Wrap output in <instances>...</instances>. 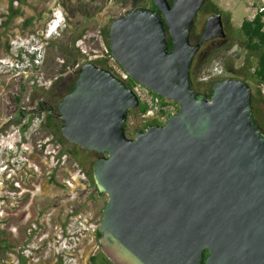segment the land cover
Here are the masks:
<instances>
[{"label": "water", "instance_id": "95a60500", "mask_svg": "<svg viewBox=\"0 0 264 264\" xmlns=\"http://www.w3.org/2000/svg\"><path fill=\"white\" fill-rule=\"evenodd\" d=\"M152 1L157 9L136 6L111 22L109 48L134 79L178 102L177 113L129 137L140 101L93 61L58 105L65 138L100 154L94 180L109 196L101 250L114 264H264V127L253 88L223 77L209 96L191 83L201 43L225 34L222 14L193 44L206 0Z\"/></svg>", "mask_w": 264, "mask_h": 264}, {"label": "rangeland", "instance_id": "374dc122", "mask_svg": "<svg viewBox=\"0 0 264 264\" xmlns=\"http://www.w3.org/2000/svg\"><path fill=\"white\" fill-rule=\"evenodd\" d=\"M215 1L231 15L236 30L244 19L252 18L264 5V0ZM132 8L129 0H28L15 8L22 14L13 19L11 29L14 30L1 43L4 54L11 40H35L40 43L41 60L38 67L25 72L0 73V264H17L19 256L29 262L33 261L32 258L38 261L49 259L51 253L57 256V232L68 225L71 216L76 218V224L82 221L87 227L90 223L96 224L97 228L100 226L109 196L100 193L96 183L71 154H61L64 145L42 127L45 113L39 112L37 105L45 98L44 91L58 77L62 78L59 87L75 79L79 67L73 61H67V53L79 48L85 55L78 61L81 65L100 60L103 48L108 47L103 30ZM6 14L2 10L1 15ZM62 14L61 29L47 38L49 24ZM1 19L4 20L5 16ZM83 30L82 38L73 44V38ZM246 55L244 47L235 41L206 69L217 63L227 68L228 60H233L239 67ZM89 57L92 59L86 60ZM62 70L65 72L61 73ZM229 77L236 76L231 71ZM62 96L59 95L58 100ZM29 122V127L22 131L23 124ZM127 134L135 137L131 129H127ZM53 173L64 186L50 183ZM33 225L37 229L30 235L29 228ZM45 234L49 236L48 245L47 241H41ZM88 237L80 250V260L84 263L90 255L101 250L97 236L95 241L90 239L91 242ZM32 245L40 248L32 254L26 251L30 256L27 257L23 251ZM44 249L48 253H43Z\"/></svg>", "mask_w": 264, "mask_h": 264}, {"label": "trees", "instance_id": "16d2710c", "mask_svg": "<svg viewBox=\"0 0 264 264\" xmlns=\"http://www.w3.org/2000/svg\"><path fill=\"white\" fill-rule=\"evenodd\" d=\"M18 1L22 4L27 3V0H18ZM118 1H126V0H118ZM129 1H131L133 7L147 6L153 9H157L156 5L152 0H129ZM9 2L10 4H9L8 13L6 15H1V16H5L3 23L0 25L1 27L3 26L6 27L5 34L10 28V23L13 21V19L16 16L22 14L21 10L15 9L14 7L15 0H9ZM211 5L215 10H219V6L217 3L211 2ZM228 18H231L230 14H228ZM84 32L85 31L83 30L80 34H78L73 38V44H75L77 40L82 38ZM102 35L104 41L106 42L109 48V41H110L109 28H105L103 30ZM168 41L171 51L173 49V43L169 34H168ZM235 41H239L241 46H243L244 49L246 50L247 52L246 58L243 64L240 65L239 67L235 66L233 60H228L226 62V66L230 71L234 73V76L248 81L249 83H251V85L253 83L254 109L261 125L264 127V5H262L258 9L257 13L252 18L244 19L239 29L237 30L234 29V34L226 45L222 46L219 44H214V45L210 44L207 47H203V49L196 54L191 69L192 87L197 91L207 93L209 96H211L213 84L217 79L207 82L201 79L202 74L204 73L206 67L209 64H211L215 58L219 57L220 54L226 48L231 47ZM9 47L10 45L6 46V51L9 50ZM67 55H68L67 61H73V63L75 64H78L79 59L85 56L84 53H82V51L79 48H77L75 51L71 49L67 53ZM94 62L100 65L101 67L110 69V67L107 64V59L102 58L100 60H95ZM81 67L82 65H80L79 68L77 69L76 71L77 75L75 79L66 82L64 86L61 85V87H59L61 84L60 80L62 78L58 77L53 82V85L48 90L44 91L45 98L41 99L38 102L37 110L38 111L42 110L45 112V116L42 122V127L48 130L50 133H52L55 137H57V140L64 145V149L61 152V154H71L75 158L77 163L81 166V168L84 170V173L87 176H89V178L95 184L93 168L95 161L100 156V154L96 151H90L79 145L69 142L65 138L61 130L64 121L62 119L57 118L53 113H51L50 111L51 107L48 106V103L53 100L56 101L59 95H63L62 96L63 98L67 93L74 90L76 86V80L81 72ZM63 72L65 71L62 70L61 73ZM143 110L144 108L142 106L138 108H132L129 110L128 117L136 116L139 112ZM20 112L21 114H23L24 110L21 109ZM30 122L22 126V131H25L29 127ZM50 183L53 184L54 186H64L62 183L56 180L54 173L50 177ZM96 236L99 240L101 233L98 228L96 229ZM6 246L8 245L6 244ZM90 260L92 262H95L96 264H98V262H102L103 264H114L102 250H100L95 255H92L90 257ZM20 264H26L25 257H21Z\"/></svg>", "mask_w": 264, "mask_h": 264}, {"label": "built area", "instance_id": "2783aa9c", "mask_svg": "<svg viewBox=\"0 0 264 264\" xmlns=\"http://www.w3.org/2000/svg\"><path fill=\"white\" fill-rule=\"evenodd\" d=\"M59 22V19L56 18L52 21V24H49L47 38H50L53 32L61 29ZM40 51V43H37L35 40L32 42L11 40L9 50L6 54L0 57V73L13 70L16 71V73L20 71L25 72L29 68L38 67L41 60ZM102 58L107 59V64L112 73L132 88L140 101V106L144 108V110L139 112L136 116L128 117L126 129H131L133 133H136L139 129H145L148 123L156 122L159 124H165L171 115L177 113L180 108L178 102L155 93L149 87L134 79L129 72L119 64L111 53L110 48H103L101 59ZM91 59L92 57H89L86 60ZM80 65L81 64L78 63L76 67L78 68ZM230 75L231 71L229 69L224 65L217 63L214 66L207 68L201 79L208 82L214 79L229 77ZM25 124L27 123H24L23 125ZM36 229V225L30 227L29 234L33 235ZM96 229L97 226L94 223H90L88 227L85 226L82 221H80L79 224H76V218L74 219V217L71 216L68 225L60 228L57 232L56 241L58 242L59 248L57 251L81 250V245L88 235L90 236V238L88 237L89 242H91L90 239L95 241ZM88 230H91L92 233L88 234ZM48 239V234H45L41 241L43 243L47 241L46 244L48 245L50 244ZM39 248V246L32 245L23 252H25L24 254H26L27 257H30L26 251H30L32 254L35 249ZM32 260H34V258H32Z\"/></svg>", "mask_w": 264, "mask_h": 264}, {"label": "flooded vegetation", "instance_id": "af4514ba", "mask_svg": "<svg viewBox=\"0 0 264 264\" xmlns=\"http://www.w3.org/2000/svg\"><path fill=\"white\" fill-rule=\"evenodd\" d=\"M170 2V4L173 3V0H168ZM211 2H215V0H206L204 2V4L202 5V7L200 8V10L198 11L195 19H194V23L192 26V30H191V42L193 44H198L202 38V35L206 29V25L208 22V19L210 16H212L213 14L216 13H221L222 14V22H223V28H224V36L221 35H217L203 43H201L200 45V49L198 50L197 53H199V51H201L203 49V47H207L210 44L214 45V44H219V45H226L229 40L232 38L233 34H234V29H233V25H232V19L228 18V14L226 11H224L219 5V10H215L212 5ZM253 88V86H252ZM253 96H254V90H253ZM60 100V99H59ZM62 100V99H61ZM60 100V101H61ZM58 99L53 100L51 102L48 103V106L51 107V113H53L57 118L61 119L58 116L59 113V109H58V105L59 102ZM39 112H43L42 110H39ZM256 113V112H255ZM257 116V115H256ZM258 118V117H257ZM47 252L48 250H43V253ZM51 252V251H50ZM96 253L92 254L95 255ZM90 255V257L92 256ZM208 255V254H207ZM55 256L56 258L53 259L51 257ZM21 257L23 256H19V260L17 261V264L21 263ZM89 259L84 263L81 262L80 260V250H61L58 251V255L56 256V253L50 254V258L49 259H45L42 261H38V260H33V261H28L26 260V264H96L95 262H92ZM98 264H103L102 262H98Z\"/></svg>", "mask_w": 264, "mask_h": 264}, {"label": "crops", "instance_id": "0c3cea01", "mask_svg": "<svg viewBox=\"0 0 264 264\" xmlns=\"http://www.w3.org/2000/svg\"><path fill=\"white\" fill-rule=\"evenodd\" d=\"M28 1V0H27ZM9 0H0V18L1 16V12L2 10L5 11V13H8V9H9ZM21 5L22 3H20L18 0H15L14 2V7L16 8L17 5ZM23 10V7H22ZM4 20H0V25L3 23ZM5 30L6 27H1L0 26V57L4 55V45H2L1 43L5 40L8 39L7 37L10 35V32L14 30V28L11 29V23H10V28L8 29V31L5 34Z\"/></svg>", "mask_w": 264, "mask_h": 264}, {"label": "clouds", "instance_id": "9594fccd", "mask_svg": "<svg viewBox=\"0 0 264 264\" xmlns=\"http://www.w3.org/2000/svg\"><path fill=\"white\" fill-rule=\"evenodd\" d=\"M63 20H64V18H63V14L59 17V26H61L62 25V23H63Z\"/></svg>", "mask_w": 264, "mask_h": 264}]
</instances>
